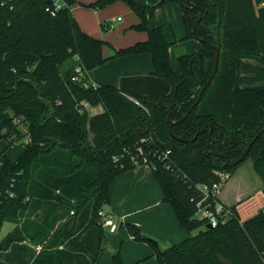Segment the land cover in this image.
Here are the masks:
<instances>
[{
  "label": "trees",
  "instance_id": "obj_1",
  "mask_svg": "<svg viewBox=\"0 0 264 264\" xmlns=\"http://www.w3.org/2000/svg\"><path fill=\"white\" fill-rule=\"evenodd\" d=\"M58 1L0 0V140L11 147L29 139L15 161L0 155V228L30 210L45 212L39 223L9 231L0 251L27 238L43 244L30 264H74L80 253L69 250H85L83 236L102 234L98 212L111 182L147 164L188 234L164 250L155 246L158 264H264V209L240 221L227 207L230 216L210 228L195 217L197 187L218 182V172L232 175L246 159L264 195V89L237 84L243 56L264 63V0H96L84 6L125 3L138 18L130 29L147 36L109 56L106 42L78 26L75 1ZM166 3L181 7L185 39L202 43L201 62L195 53L177 58L180 75L162 28L148 24ZM138 54L150 56L151 72L115 86L89 81L87 73L108 60ZM83 103L102 111L89 115ZM61 207L68 213L50 215ZM126 227L133 239L154 243ZM112 264H123L118 250Z\"/></svg>",
  "mask_w": 264,
  "mask_h": 264
},
{
  "label": "crops",
  "instance_id": "obj_2",
  "mask_svg": "<svg viewBox=\"0 0 264 264\" xmlns=\"http://www.w3.org/2000/svg\"><path fill=\"white\" fill-rule=\"evenodd\" d=\"M73 1L75 3L70 8L80 29L84 33L107 43L103 46L105 56L112 55L114 50L128 47L146 39L147 36L144 32L130 29L132 25L138 22V18L125 3L116 1L102 10H94L84 5L93 3L96 0ZM121 12L126 13L125 19H120L118 16ZM115 19L118 22L116 26L113 25ZM101 23L107 25L106 29L101 28ZM109 24L112 26L111 29ZM164 35L167 41L170 42L165 33ZM192 49L199 50L198 46ZM192 49L186 54L195 52ZM171 50L170 46V54ZM247 58V56H243L240 60V73L237 81L239 88L244 87L240 84L242 65L244 62H252ZM173 69L177 75H180L181 70L178 65ZM152 70L150 56L148 54H138L110 59L103 65L90 70L87 77L89 81L96 85L115 86L122 76L145 75ZM86 109L89 115L102 111L100 105L87 106ZM0 143V155H4L10 161H15L29 143V139H24L21 144L22 148H19L16 152L11 151L15 149L13 148L15 144L5 149L7 146L6 141L1 139ZM1 166L2 159L0 158ZM239 167L224 183L218 198L224 206H234L240 221H244L255 215L259 210L264 209V195L259 178L256 193L251 194L250 191L246 190L247 185L245 182L247 180H242L241 177L237 178ZM99 212L111 215L117 227L114 231H110L109 228L102 227L101 218H99L97 226L102 232L99 240L95 237L92 241L90 238H86L90 235H86L82 237L84 238L85 250H69L71 255L80 253L79 261L70 260L74 264H88L92 258H94L92 264H112V255L117 250L120 252L123 264H158L155 257V246L161 251L188 236L179 227L171 206L163 201L159 184L153 176L151 167L147 164H137L133 169L115 177L108 187V203L105 206L103 205ZM72 214L73 211L69 212L66 218L55 225L53 231ZM89 218L90 215L86 219L89 220ZM6 223L8 222L6 221ZM128 224L135 226L141 235L153 240L156 244L146 240L132 239V234L126 227ZM16 226L18 225L10 222L8 231L0 236V239ZM88 228L92 229L93 227L89 226ZM42 246L43 244L35 243L27 238L22 241H15L10 244L7 250L0 251V264H30ZM70 261L67 260V263Z\"/></svg>",
  "mask_w": 264,
  "mask_h": 264
},
{
  "label": "rangeland",
  "instance_id": "obj_3",
  "mask_svg": "<svg viewBox=\"0 0 264 264\" xmlns=\"http://www.w3.org/2000/svg\"><path fill=\"white\" fill-rule=\"evenodd\" d=\"M121 2V1H120ZM105 8V7H104ZM103 8V9H104ZM102 10V9H101ZM156 10V9H155ZM120 13V12H119ZM120 19L126 18V13L121 12V14L118 15ZM117 16V17H118ZM116 17V16H114ZM118 22L114 21L113 25L116 26ZM148 24L150 27H156L160 26L164 33L166 34L167 38L169 39L171 43V54L170 59L173 67H177L176 60L179 56L185 55L190 51V49L194 48L195 46H198V49L201 48V43L199 40L195 39L194 37H191L189 39H185V28H184V20H183V11L181 7L176 3H166L165 5L155 12H153L152 16L150 17V20L148 21ZM110 29H111V24ZM106 29V28H105ZM195 51L194 49H192ZM196 52V51H195ZM112 53V52H110ZM248 60H251L250 63H245L242 65V77L240 80V84L244 85L243 88H262L264 89V63L261 60L260 57H252L247 56ZM181 74V72H179ZM19 130L22 132L24 131L23 126L18 127ZM26 139V138H24ZM21 141L15 143L14 147L15 149L11 150L13 152H16L21 147V144L23 142ZM4 143V142H3ZM1 144V143H0ZM5 144V143H4ZM17 146V147H16ZM7 149V146L6 148ZM12 149V148H11ZM139 151H142L138 149ZM143 152V151H142ZM10 155V154H9ZM117 161V160H113ZM132 161V160H129ZM136 162L138 160H135ZM237 178L239 179H246V190L250 191L251 194L256 193L257 191V180H259L258 176L254 172L252 161L250 159H246L239 167L238 169ZM231 176V175H230ZM245 190V191H246ZM249 193V194H250ZM256 198V197H254ZM256 201V199H255ZM105 206V205H104ZM42 209L40 212H36L35 210H30V212H26L23 214H20L18 217L12 218L6 221L2 224L0 228V236L4 235L10 226V222L17 224L20 228L21 227H28L32 224L39 223L41 219L45 217V212ZM62 214L65 215L68 213V210L62 209V208H56L54 209L50 215L54 214ZM49 215V216H50ZM229 217L228 215H222L220 219H225ZM35 226H32L34 228ZM197 231L192 232L190 235L196 234ZM24 235L23 237H25Z\"/></svg>",
  "mask_w": 264,
  "mask_h": 264
},
{
  "label": "built area",
  "instance_id": "obj_4",
  "mask_svg": "<svg viewBox=\"0 0 264 264\" xmlns=\"http://www.w3.org/2000/svg\"><path fill=\"white\" fill-rule=\"evenodd\" d=\"M57 2L59 1L57 0ZM262 5H264V3H262ZM83 105L87 107L85 103H83ZM217 176L219 179L218 182L213 183L211 186L199 185L197 187L202 194V199L197 204L198 210L195 214V217L198 219H205L207 225H209L210 227H216L218 219L222 215L229 214L230 216L229 210L219 201L218 198L222 186L230 178V175L227 172H218ZM98 216L99 218H101L102 227H107L110 231H114L116 229L117 224L114 222L111 215L105 214L103 212H98Z\"/></svg>",
  "mask_w": 264,
  "mask_h": 264
},
{
  "label": "water",
  "instance_id": "obj_5",
  "mask_svg": "<svg viewBox=\"0 0 264 264\" xmlns=\"http://www.w3.org/2000/svg\"><path fill=\"white\" fill-rule=\"evenodd\" d=\"M216 59H217V56H216ZM192 61V60H191ZM191 63V62H190ZM209 84V81H207V83L203 86V88L201 89V91H200V95H201V93L205 90V88H206V86ZM196 104V103H195ZM178 121H176V122H174V123H177ZM264 131V128L261 130V132H263ZM260 134H257L255 137H254V139L251 141V143H253V141L259 136ZM250 143V144H251ZM207 228H210V226L209 225H207L206 226ZM153 241V240H152ZM154 242V241H153ZM154 244H156L155 242H154Z\"/></svg>",
  "mask_w": 264,
  "mask_h": 264
},
{
  "label": "flooded vegetation",
  "instance_id": "obj_6",
  "mask_svg": "<svg viewBox=\"0 0 264 264\" xmlns=\"http://www.w3.org/2000/svg\"><path fill=\"white\" fill-rule=\"evenodd\" d=\"M201 43V42H200ZM202 49V43H201V48L198 50V51H196V52H193V53H195L196 55H197V57H198V60L201 62V60H202V55H201V53H199V51ZM216 50V52L218 51L217 49H215ZM216 59V58H215ZM191 62H193V59H192V61Z\"/></svg>",
  "mask_w": 264,
  "mask_h": 264
}]
</instances>
